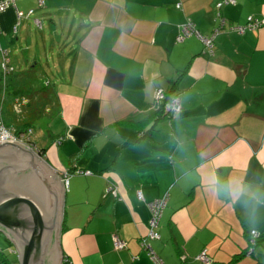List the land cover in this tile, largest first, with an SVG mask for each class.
Here are the masks:
<instances>
[{
	"label": "crops",
	"instance_id": "obj_1",
	"mask_svg": "<svg viewBox=\"0 0 264 264\" xmlns=\"http://www.w3.org/2000/svg\"><path fill=\"white\" fill-rule=\"evenodd\" d=\"M219 1L16 0L0 15V60L9 52L18 74L36 65L52 90L48 134L33 144L61 181L72 174L62 264H153L141 241L148 204L166 195L161 239L148 241L165 264H201L203 251L230 264L251 232L264 234V26L228 32L264 21V0L222 8L213 57L196 37L176 43L188 20L203 36L219 28ZM157 90L181 113L164 103L154 118ZM234 264H264V241Z\"/></svg>",
	"mask_w": 264,
	"mask_h": 264
},
{
	"label": "water",
	"instance_id": "obj_2",
	"mask_svg": "<svg viewBox=\"0 0 264 264\" xmlns=\"http://www.w3.org/2000/svg\"><path fill=\"white\" fill-rule=\"evenodd\" d=\"M66 188L39 155L19 143H0V234L18 264H62Z\"/></svg>",
	"mask_w": 264,
	"mask_h": 264
},
{
	"label": "built area",
	"instance_id": "obj_3",
	"mask_svg": "<svg viewBox=\"0 0 264 264\" xmlns=\"http://www.w3.org/2000/svg\"><path fill=\"white\" fill-rule=\"evenodd\" d=\"M44 2L43 0H39V6H43ZM236 0H220L216 5V10L218 11V17L221 20V25L219 28L215 29L213 33L209 36H203L201 35L197 29L195 24L188 20L185 24L181 25L179 27V32L176 37V43L182 44L186 40L196 37L200 42L202 43L204 47V54L213 57L215 54V41L216 39L226 32V25L227 22L221 17L220 11L222 8L226 6H235ZM11 8H16V0H0V15L4 14ZM177 10H182V4L178 3L176 5ZM34 15V11H30L28 16ZM22 15L18 13V19L21 20ZM35 24L37 27L41 28V22L38 20H35ZM264 26V21H259L254 18H248L246 25L244 26H232L229 27L228 32L237 33L238 35H244L248 31H257L261 29ZM17 28V27H16ZM15 28V30H16ZM17 73L16 67L12 64V59L10 57L9 52L2 50L1 51V60H0V84L2 89H5L7 87L8 79ZM166 94L163 90H157L155 93V105L159 108L162 104L166 102ZM29 105V99L23 98V99H17L13 104V112L15 115L19 116L22 115L24 109ZM168 113L169 117L176 116L181 113L182 107L180 104V100L178 98H172L170 103L168 104ZM32 135V129L28 130L24 134H21L20 136L16 134V129L9 128L5 125L1 109H0V143L4 142H13V143H19L25 145L29 141V136ZM28 140V141H26ZM29 145L31 150L36 152L37 154L39 151L36 149L35 145L29 141ZM79 176H91V172H83L79 171L74 173V175ZM72 177V174L65 173L64 175V186L66 190L69 187V181ZM108 194L112 195L114 198H118L119 192L117 187H111L108 190ZM138 198L141 201H144L142 193H138ZM169 201V196L166 195L161 199H158L152 203H149L148 206L151 211V220L149 222V234L146 239H143L141 241V246L143 250L147 253L150 260L153 262V264H165L162 259L159 258V256L155 253V251L151 248V246L148 244V241H159L161 239L160 234L158 233L159 224L162 219L164 210L167 207ZM261 234L254 231L250 233V244L251 247L248 252V256H251L254 254V248L256 245L257 240L260 238ZM114 247L116 251H123L127 248V244L123 242L121 239L118 238V236L113 237ZM197 261L201 264H212V261L208 258L207 252L203 251L198 257Z\"/></svg>",
	"mask_w": 264,
	"mask_h": 264
},
{
	"label": "trees",
	"instance_id": "obj_4",
	"mask_svg": "<svg viewBox=\"0 0 264 264\" xmlns=\"http://www.w3.org/2000/svg\"><path fill=\"white\" fill-rule=\"evenodd\" d=\"M37 66L34 65L30 68V70L25 74H14L8 79L7 87L2 89L0 84V109L1 114L4 120V123L7 127L16 128V134L21 135L27 132L30 129H34V124L36 120L39 119L43 114V112L30 114L27 118H24L22 121H18L17 115L13 112V104L17 99L27 98L33 102L34 98L38 95L45 100L52 97L51 89L49 86H44L41 88L35 87V82L37 80ZM171 98L167 97L166 104L170 103ZM33 106V103L30 104V108ZM165 106H161L158 112L155 114L154 118L157 120L163 119L167 112L165 111ZM34 111H37L34 109ZM169 115V113L167 114ZM43 150L40 151V155L43 154ZM64 230V226H63ZM249 246L247 250H245L240 256H236L230 264L237 263L242 257L246 256L251 247L250 244V234L248 235ZM264 241V234H261L260 238L257 240L255 248L259 247ZM0 264H14L11 260L9 254L4 250L0 249ZM63 264H69V262L65 261Z\"/></svg>",
	"mask_w": 264,
	"mask_h": 264
},
{
	"label": "rangeland",
	"instance_id": "obj_5",
	"mask_svg": "<svg viewBox=\"0 0 264 264\" xmlns=\"http://www.w3.org/2000/svg\"><path fill=\"white\" fill-rule=\"evenodd\" d=\"M22 62V61H21ZM22 68H24L22 66ZM46 78L39 73L37 80L35 82V86L41 88L44 87L46 85ZM49 101L51 102L52 99L48 98V99H44L41 98V96H36L33 100V102L30 101L29 105L24 109L22 115L17 116L18 121H22L24 118H27L30 114H33L34 112L38 113L39 112H43V115L36 120V123L34 124V129H32V135L29 136V141L31 143H38V145L42 144L43 140V135L48 134L47 133V124L49 122L48 119V113L46 112L47 108H48V103ZM33 103V106L30 108V104ZM34 109H36L37 111H34ZM16 127L13 126V129H15ZM40 129V130H39ZM45 140H48V137H45ZM28 141V140H26ZM29 141L27 143H25V146L30 147L29 145ZM33 141V142H32ZM0 249H4L10 256L11 260L14 262V264H18V257L15 253V249L13 247V245L8 242V240L0 235ZM13 248V249H11Z\"/></svg>",
	"mask_w": 264,
	"mask_h": 264
}]
</instances>
